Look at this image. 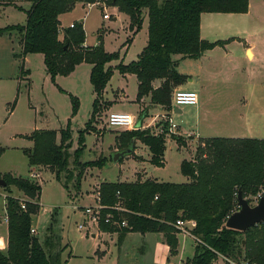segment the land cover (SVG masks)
<instances>
[{
	"label": "rangeland",
	"instance_id": "rangeland-1",
	"mask_svg": "<svg viewBox=\"0 0 264 264\" xmlns=\"http://www.w3.org/2000/svg\"><path fill=\"white\" fill-rule=\"evenodd\" d=\"M158 1L162 4L165 0ZM18 3L24 9L31 6L29 0H20ZM105 14L110 18L104 19ZM205 14L202 18L207 39L210 42L227 43L215 47L203 61L201 77L206 86L205 91L201 90V103L182 107V114L173 111V96L181 88L197 90V83L188 82L189 76L185 84L173 90L170 109L154 104L151 100L143 104L134 101L138 87L136 77L127 82L126 97L122 96L121 90L118 91L123 84V77L116 66L120 62L127 65L138 59L147 42L148 20L135 37L130 31L129 16L120 12L118 7L108 4L91 7L77 4L72 11L60 16L61 39L70 24H83L87 45L95 46L101 42L107 53L120 54L119 60L107 65L113 68V77L99 103L102 108L93 120L91 115L95 93L90 81L91 65H82L69 76H57L53 82L46 71L43 55L19 57L23 51L20 33L11 31L0 35V174L3 179L6 175L30 179L42 188L40 200H37L15 186H0V248L3 252L7 251L8 244V223L5 217L9 196L25 205V209L29 202L38 204L40 209L32 216V227L36 229V236L41 241L54 237L58 243L57 249L62 250L64 264H184L187 258L195 255L196 241L189 235L193 226L188 222L183 226L188 234L183 230L179 236L177 234L178 254H172L162 245L156 246L151 253L157 241L167 244L163 232H117L115 244V240H111L108 235L92 237L94 233H108L103 227L80 230L79 225L84 221L80 206L84 209L97 205L103 206L102 210L110 208L103 203L101 188L106 183H143L152 178L159 182L185 183L187 179L181 173L182 161L194 160L198 146L207 140L197 133L203 137H264V82H255L251 86L249 78L247 80V74L252 70L255 71L254 80L261 79L256 71L262 69L264 62L261 54L252 62L244 53L246 42L249 44L256 41L258 50H264V0H249V10L244 14ZM145 19H148L146 11ZM26 21L27 14L23 11L12 7L0 9V28L25 25ZM129 38L134 41L127 51L125 44ZM177 69L181 74L194 78L198 73V67L191 60L180 61ZM58 86L68 93L61 92ZM70 95L77 97L80 102L78 114L73 118ZM105 98L115 100L113 111L106 109ZM112 112H128L135 116L137 122L143 112L147 113L141 129L150 130L154 135L164 134V167L152 165L148 160L149 151L144 150L145 145L138 142L135 147L137 154H127L114 162L113 155L121 152L116 139L134 129L110 128L108 115ZM239 115L243 119L241 122L247 123L246 127L236 118ZM169 118L180 127V132L192 133L191 137L180 136L183 144H178L179 149L174 139L176 135L162 133V125ZM69 120L71 158L68 170L60 174L61 180L56 178L51 168L41 166L33 170L24 152L34 147L28 137L35 130H54L59 141L60 132L67 128ZM88 123L92 130L85 134L86 145L77 160L80 164L93 162L98 165L75 166L74 153L80 147V132L87 128ZM33 171L38 172L35 178L31 177ZM146 175L150 178L146 179ZM117 195L119 202L122 201V194ZM255 204V198L251 197V205ZM107 241L112 245L109 248ZM117 248L120 249L119 255ZM220 264H224L222 260Z\"/></svg>",
	"mask_w": 264,
	"mask_h": 264
},
{
	"label": "trees",
	"instance_id": "trees-1",
	"mask_svg": "<svg viewBox=\"0 0 264 264\" xmlns=\"http://www.w3.org/2000/svg\"><path fill=\"white\" fill-rule=\"evenodd\" d=\"M18 1L0 0V5L25 12L26 24L0 28V35L11 31L20 33L23 51L19 57L43 55L46 71L53 82L57 76H69L82 63L92 65L90 81L96 95L92 120L102 108L99 103L113 77V68L107 65L119 60L120 54L107 53L101 42L99 45L85 46L83 24H74L61 39V15L72 11L77 4H108L129 16L130 29L136 34L142 29L146 11L147 46L137 60L127 65L121 62L116 69L122 75L136 76L137 103L150 97L154 104L170 109L173 90L188 79L178 72V61L174 60V56L198 59L205 52L227 43L209 42L201 38V15L244 14L249 10V0H165L162 4L158 0H29L31 6L28 10L18 6ZM130 41L128 39L126 44ZM156 81H162L158 88L154 86ZM70 97L73 118L78 114L80 102L77 97ZM112 105L113 102H106V109ZM144 114L146 112L140 116L139 128L124 132L116 139L119 151L133 153L136 142H141L149 149L152 165L164 167V134L154 135L150 130H142ZM70 127L71 120L67 128L61 130L59 141L54 130H35L28 137L34 147L24 151L29 165L51 168L56 178L61 180L60 174L68 170L71 158ZM162 129L168 131L167 122ZM91 130L88 123L87 128L80 132V147L74 153L75 166L98 165L93 162L80 164L77 160L86 145L85 134ZM174 137L178 144H183L180 137ZM181 173L189 179L188 183L147 180L143 183L104 184L101 188L103 203L110 208L103 210V215L109 213L115 220L127 221L128 227L119 228L105 223L100 227L110 233L121 234L163 232L171 253L177 254V234L181 230L175 224L178 220L191 221L195 223L191 234L197 243L195 255L184 264H217L220 260L225 264H264V224L247 232L226 227L228 216L237 210L235 194L240 189L250 203L251 197L255 198L264 191V139L213 137L204 140L198 146L196 158L181 163ZM4 180L7 182L6 188L15 186L32 199L40 200L42 188L30 179L6 175ZM117 193L122 194L120 202ZM118 203L120 208L116 207ZM39 209L36 202H29L24 209L18 200L7 197L8 244L6 252L0 248V264H64L62 250L57 249L58 243L54 237L41 241L31 234L32 216Z\"/></svg>",
	"mask_w": 264,
	"mask_h": 264
},
{
	"label": "crops",
	"instance_id": "crops-1",
	"mask_svg": "<svg viewBox=\"0 0 264 264\" xmlns=\"http://www.w3.org/2000/svg\"><path fill=\"white\" fill-rule=\"evenodd\" d=\"M18 6H20L19 5V3L17 2L16 3ZM10 7H12V6H3V5H0V9H8V8H10ZM22 7V6H21ZM88 7H90V6H88ZM12 8H14V7H12ZM25 10H28V9H25ZM216 14H225V13H216ZM203 15H206L205 13H203L202 15H201V38L203 39V40H206V41H209L207 38V35H206V33L204 32V23H203ZM230 15V14H229ZM148 19H145L144 20V23H143V26H144V24H145V21H147ZM60 22H61V20H60ZM72 24H74V23H72ZM70 26H71V24H70ZM69 26V27H70ZM143 26H142V29H143ZM61 27H62V24H61ZM60 27V28H61ZM141 29V30H142ZM131 31V30H130ZM131 32H133V31H131ZM139 33V32H138ZM138 33H136V34H134V32H133V34L135 35V37L138 35ZM147 34H148V26H147ZM130 39V38H129ZM235 39V38H234ZM133 39L131 38V41L128 43L129 45L127 46V44H125V48H126V50L128 51L129 49H130V46L132 45V43H133ZM210 42V41H209ZM147 43H148V38H147V42H146V45L143 47V49L147 46ZM257 44H258V42H252V43H245V50H244V53H245V55L247 56V58H248V60H250V61H255L256 60V58H257V55H259V54H261V60L264 62V50H262L261 52L258 50V46H257ZM85 46H89V45H87L86 43H85ZM127 46V47H126ZM211 52V50L210 51H207V52H205L200 58H198V59H190V58H182L181 56H180V58H178V59H175L174 58V60L175 61H178V65H179V62L180 61H185V60H191V61H194V63L196 64V66L198 67V69H197V71H198V73H197V76H196V78H194V77H192V76H190V75H188V74H183V75H186V76H189V79H188V82L189 83H191V84H194V83H197V90L195 91V90H190V91H194V92H196L197 94H198V99H199V101H198V104H200L201 103V90L202 91H205V80L201 77V70L203 69L202 68V63H203V61L206 59V58H208V55H209V53ZM250 53V54H249ZM251 55V56H250ZM139 56V55H138ZM175 57V56H174ZM121 63V62H120ZM119 63V64H120ZM123 63V62H122ZM124 64V63H123ZM82 65H90V64H87V63H82L81 65H78L76 68H78V67H80V66H82ZM92 66V65H91ZM178 68V67H177ZM76 70V69H75ZM178 70V69H177ZM179 72V71H178ZM180 73V72H179ZM91 74V73H90ZM257 74H259V76L261 77V79H259L258 81H255L254 80V76H255V71L254 70H252L250 73H248L247 74V80H248V78H249V82H250V85L252 86V84L254 85L255 84V82H260V84H263V82H264V64H262V69H258L257 71H256V75ZM122 75V74H121ZM122 77H123V84H122V86L121 87H119L118 88V91H122L123 93H122V96L123 97H126L127 96V93H126V87H127V82L130 80V78H132V77H136L135 75H131V74H126V75H122ZM196 79V80H195ZM136 81H137V78H136ZM161 83H162V81H156L155 83H154V86H155V88H158L160 85H161ZM137 84H138V81H137ZM138 86V85H137ZM107 88V87H106ZM61 89H63V88H61ZM64 90V89H63ZM94 90V89H93ZM106 90V89H105ZM181 90H186V89H182L181 88ZM66 93H68L66 90H64ZM106 93H107V91H106ZM136 96H137V94H136ZM136 96H135V100L134 101H136ZM95 98H96V95H95ZM106 99V98H105ZM147 100H151V98L150 97H146V98H144L140 103H145V101H147ZM106 101L107 102H113V105L110 107V108H108V109H111V111H113L112 109H113V107H115V105H114V102H115V100H109V99H106ZM116 103V102H115ZM107 109V110H108ZM173 111L174 112H176L177 111V113H178V111H179V114H182V110H181V108H175L174 107V105H173ZM112 113H114V112H112ZM128 113V112H127ZM200 113H201V109H200ZM199 113V114H200ZM128 114H130V113H128ZM147 114V113H146ZM146 114H144L145 116H146ZM132 115V114H131ZM132 116H134V115H132ZM216 117V116H215ZM134 118H135V116H134ZM236 118L241 122L243 119H242V116L241 115H239V117L238 116H236ZM136 119V118H135ZM145 119V118H144ZM144 119H143V121H144ZM172 119V118H171ZM203 119V118H202ZM202 121V120H201ZM140 122H137V127H138V124H139ZM241 124L243 125V127H246L247 126V123H242L241 122ZM140 125H141V123H140ZM245 125V126H244ZM143 127V126H142ZM141 127V128H142ZM139 128V127H138ZM201 138H206V139H209V138H213V137H203L202 135H200L199 133H197ZM225 138H247V137H225ZM257 139H264V137H262V138H257ZM176 141V140H175ZM140 145H141V142H138ZM176 143H177V141H176ZM137 144V143H136ZM136 146V145H135ZM137 147V146H136ZM177 147H178V149L180 148L179 146H178V143H177ZM144 150H148L149 151V149H148V147H145L144 146V148H143ZM137 154V151H135L134 150V152L133 153H130V155H132V154ZM148 160L150 161L151 160V154H150V152H149V154H148ZM187 160V159H186ZM184 161V160H183ZM182 161V162H183ZM33 170H35V167H33ZM37 171V170H36ZM36 171H33V172H36ZM38 173V172H37ZM150 177L149 176H147L146 175V179H149ZM186 179H187V181L185 182V183H188L189 182V179L186 177ZM152 180H157V179H153L152 178ZM158 181V180H157ZM161 182V181H160ZM182 184V183H181ZM82 207V208H81ZM80 208H81V210L83 209V206H80ZM193 226V225H192ZM193 228H194V226H193ZM192 228V229H193ZM181 233V232H180ZM179 233V234H180ZM179 234H178V236H179ZM103 235H108L110 238H111V240H115V244H116V240H117V232H114V233H110V232H101V235L100 234H97V233H94V234H92V237L93 238H96L97 236H99V237H101V236H103ZM189 235H192V234H189ZM193 236V235H192ZM194 237V236H193ZM194 239H195V241H196V243H197V240H196V238L194 237ZM106 244H107V246H108V248L109 247H111L112 245H110V243L107 241L106 242ZM159 245H162L163 247H166L169 251H170V247L165 243V242H162V241H157L155 244H154V246L152 247V252L151 253H153L154 251V248H156V246H159ZM115 246V245H114ZM117 251H118V255H119V253H120V249L119 248H117ZM102 253H104V252H102ZM102 253H100L101 255H103ZM177 254H178V249H177ZM187 259H189V258H187ZM186 259V260H187ZM185 260V261H186ZM221 261V260H220ZM220 261L217 263V264H220ZM224 263V262H223ZM225 264V263H224ZM231 264H233V263H231Z\"/></svg>",
	"mask_w": 264,
	"mask_h": 264
},
{
	"label": "built area",
	"instance_id": "built-area-1",
	"mask_svg": "<svg viewBox=\"0 0 264 264\" xmlns=\"http://www.w3.org/2000/svg\"><path fill=\"white\" fill-rule=\"evenodd\" d=\"M90 7L92 5H89ZM110 16L108 14L104 15V19H109ZM71 28L74 27V24H71L70 26ZM198 94L194 91H190V90H177L174 93L173 96V105L175 108H182L184 106H194V105H198ZM168 123V131L165 132L164 130H162V133H165L169 136H182V137H191L192 133H184V132H180V127L175 124L171 118H169V120L167 121ZM108 125L110 128L113 129H128V130H136L137 127V120L134 118V116H132L131 114H128L126 112H114L108 115ZM196 134V133H194ZM38 173L36 172H32L31 177H37ZM237 194L236 193V198H237ZM264 194V191L259 193L257 195V197H255L256 200V204L259 201V199L262 197V195ZM237 200V199H236ZM237 210L235 212H237L240 209V206L237 202ZM22 207L25 209V205H22ZM102 209H104L103 206L101 205H97L94 207H86L85 209H82V214L84 216V221L81 225H79V229L83 230V229H87L89 230L92 227L95 228H99L100 225L102 223L105 224H110L113 226H117L119 228H126L128 227V223L127 221H118L115 220L112 214H106L103 215L102 213ZM234 212V213H235ZM231 216V215H230ZM228 216V218L230 217ZM5 220L8 222V218L5 217ZM228 220V219H227ZM186 222L182 221V220H178L176 226L182 231H185L186 234L187 231L183 228V226L185 225ZM191 223L193 226H195L194 222H188ZM36 229L34 227H32L31 229V234L36 235Z\"/></svg>",
	"mask_w": 264,
	"mask_h": 264
},
{
	"label": "water",
	"instance_id": "water-1",
	"mask_svg": "<svg viewBox=\"0 0 264 264\" xmlns=\"http://www.w3.org/2000/svg\"><path fill=\"white\" fill-rule=\"evenodd\" d=\"M138 127H140V123L138 124ZM130 153L131 151L117 152L113 155V160L114 162H118L119 159H122ZM0 186H7V182L2 178L1 174ZM237 202L240 206V209L228 218L226 222L227 228L234 229L240 232H247L255 226L264 224V194L259 199L257 204L253 206L251 205L249 200H247L243 196L242 190L240 189L237 194Z\"/></svg>",
	"mask_w": 264,
	"mask_h": 264
}]
</instances>
